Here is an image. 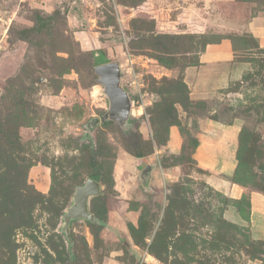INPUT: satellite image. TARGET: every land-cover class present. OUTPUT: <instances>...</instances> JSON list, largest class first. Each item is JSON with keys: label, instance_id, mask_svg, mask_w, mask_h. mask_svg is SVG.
<instances>
[{"label": "rangeland", "instance_id": "rangeland-1", "mask_svg": "<svg viewBox=\"0 0 264 264\" xmlns=\"http://www.w3.org/2000/svg\"><path fill=\"white\" fill-rule=\"evenodd\" d=\"M254 18L264 0H0V264H264ZM102 61L119 64L133 136L106 122L80 142L107 108L93 70ZM214 125L236 126L231 175L194 159ZM90 154L101 195L89 210L106 225L71 223L69 248L61 215ZM148 164L154 193L138 178Z\"/></svg>", "mask_w": 264, "mask_h": 264}, {"label": "water", "instance_id": "water-1", "mask_svg": "<svg viewBox=\"0 0 264 264\" xmlns=\"http://www.w3.org/2000/svg\"><path fill=\"white\" fill-rule=\"evenodd\" d=\"M96 81L102 87V93L107 101L106 110L100 115L89 119L84 125V133L81 141H90L91 132L95 127L106 122H114L126 134L133 136L132 127L135 122L132 120V108L134 101L128 91L122 85V74L118 62L109 61L94 67ZM153 165L148 164L140 172L138 178L145 193H154L150 186ZM101 195V186L91 178H87L82 185H77L71 196L69 206L61 215L60 233L63 234L67 245L71 248L73 241L70 237V224L75 221H83L99 226H105V222L97 218L89 210V202L92 198Z\"/></svg>", "mask_w": 264, "mask_h": 264}, {"label": "crops", "instance_id": "crops-1", "mask_svg": "<svg viewBox=\"0 0 264 264\" xmlns=\"http://www.w3.org/2000/svg\"><path fill=\"white\" fill-rule=\"evenodd\" d=\"M250 32L262 33L264 36V18H254L250 22ZM258 34V35H259ZM257 36V35H256ZM233 127L236 126H216L210 128V133L202 135L198 140V146L194 151V159L196 163L198 162V167L205 171H212L215 173H221L225 175H231L236 169V150L232 157L233 148L235 146L234 137L237 132ZM173 144L177 146L178 135L177 132H172ZM219 136V141L221 142V149L217 147L213 138ZM210 140V143L209 141ZM214 142V144H213ZM228 143V144H225ZM236 147V146H235ZM218 148V149H217ZM216 153L211 155L210 153Z\"/></svg>", "mask_w": 264, "mask_h": 264}, {"label": "trees", "instance_id": "trees-1", "mask_svg": "<svg viewBox=\"0 0 264 264\" xmlns=\"http://www.w3.org/2000/svg\"><path fill=\"white\" fill-rule=\"evenodd\" d=\"M40 22H43V21H40ZM105 62H107V61H102L100 63H96V65H99V64H102V63H105ZM240 142H241V139H240ZM132 146H133V149H134L133 152H132L133 157H135L138 160H141L143 158V153H142V150L140 148V145L138 143H135ZM197 146H198V140L195 139L194 151L197 148ZM89 166H90L91 172L89 173L88 178H91V179L95 180L96 182H98V180L100 178L99 171H100L101 168L98 165V163H97V161H96V159H95L93 154H90ZM88 224H91V223H88ZM91 225H96V224H91ZM131 251L133 252V250H131Z\"/></svg>", "mask_w": 264, "mask_h": 264}]
</instances>
